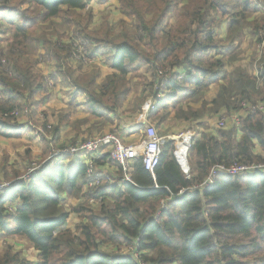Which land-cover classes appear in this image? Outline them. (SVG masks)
I'll list each match as a JSON object with an SVG mask.
<instances>
[{
    "label": "trees",
    "instance_id": "16d2710c",
    "mask_svg": "<svg viewBox=\"0 0 264 264\" xmlns=\"http://www.w3.org/2000/svg\"><path fill=\"white\" fill-rule=\"evenodd\" d=\"M90 1L0 0V136L19 137L24 126L3 113L34 106L46 90L48 78L35 70L40 56L54 59L60 82L83 93L90 114L103 121L116 116L142 83L145 94H156L154 85L166 72L167 84L157 88L162 98L148 112L159 125L173 109V118L203 126L204 117L240 112L242 102L256 104L264 95V46L257 49L256 69H250L252 57L250 65L234 63L238 39L250 37L254 47L264 43V0H118L121 18L95 27L93 10L86 9ZM175 11L179 15L171 20ZM56 20L67 25L69 35L57 26L52 33L36 32L41 23L61 26ZM75 34L86 40L89 58L110 68L102 80L99 70L72 66ZM32 44L39 48L34 58ZM54 73L50 78L56 79ZM211 86L217 91L207 100ZM140 103L139 96L135 108ZM63 121L61 116L52 126L54 135ZM173 149L171 140L162 145L153 174L141 157L134 158L131 180L123 183L117 181L120 167L101 156L96 165L113 169L115 178L88 187L84 160L70 156L0 191V234L23 237L38 253L30 262L6 245L0 264H264V170L219 173L213 184L199 187L214 165L264 162V111H241L238 127L196 131L188 178ZM69 196L101 198L95 208L82 203L73 210L81 220L75 230L66 228L70 212L62 202Z\"/></svg>",
    "mask_w": 264,
    "mask_h": 264
},
{
    "label": "rangeland",
    "instance_id": "374dc122",
    "mask_svg": "<svg viewBox=\"0 0 264 264\" xmlns=\"http://www.w3.org/2000/svg\"><path fill=\"white\" fill-rule=\"evenodd\" d=\"M21 1V0H19ZM108 1V0H107ZM100 2V1H98ZM106 2V1H105ZM104 3V2H103ZM25 5V4H24ZM22 6V5H21ZM98 6V5H97ZM94 7L95 9H93L97 15H103L101 18H103L101 21H103L104 19H107L108 21H113L114 19V15L113 13H118L119 12V3L118 0H109L107 2V5L105 6L104 10H100V8ZM182 5H179L178 8H180ZM25 8V7H24ZM92 10V9H91ZM98 11V12H97ZM85 12H89V9L86 10ZM6 14H8L6 12ZM178 11H175L172 15H171V20H176V17L178 16ZM121 17V14H120ZM119 17V18H120ZM100 19V17H99ZM61 20H56L55 22H58ZM62 25L60 26L59 23H55L53 24H48V23H41L39 28L37 29L36 32H38L39 30H41V28L46 29L47 32H54L53 27L57 26V28H61L60 31L61 32H65L67 35L70 34V30L67 28V25L64 22H60ZM73 34H71L72 36ZM74 37V36H73ZM250 37H243L241 40H237L234 44L239 47L236 48V59L240 60L242 62V64H246V62H249L247 59L250 58V56L253 59V65L251 66V68H257L260 65L261 62V55L259 54V58L255 60V54H256V49H262L263 47L261 45H258L254 47L253 49V45L250 44ZM37 45H31L30 47V53H31V57L34 58L37 56L38 52H39V48H36ZM246 50H249V52L247 53ZM238 51V54H237ZM252 51L254 52L252 55ZM251 52V53H250ZM46 59L43 57H38V62L40 63H46L45 62ZM52 61L55 64L54 59H52ZM52 62V63H53ZM51 63V64H52ZM50 64V65H51ZM72 64H78V63H73ZM50 65L46 64V67H49ZM52 66V65H51ZM88 67H95V64H90ZM50 68V67H49ZM46 69V68H45ZM102 73H100V76L102 75H106L107 73H109L111 70L108 68H103L100 67V70ZM144 69V68H143ZM48 70V69H46ZM37 72H40L39 70H36ZM145 71V69H144ZM77 74V73H75ZM136 79H134L135 81ZM63 83H58L56 86L52 83H48L47 87H46V92L43 93L44 96H49V99L46 100L45 103L40 104L41 106L39 107L38 105H32L30 106L29 104L26 105H22L21 108L18 110L19 114L17 116H7L10 118H14L16 120L22 118L23 122H25V124L29 125L30 129L26 130V134L24 135V137L20 138H13V137H7L5 138H1L0 137V169L2 171H4L5 173V177L2 176V172H0V184L6 182V180L11 179L13 176H16L15 174L18 175H22L24 176L25 174H27V172L29 170H31V172H36V170H38L43 164L50 162L51 164L53 163L51 161V159H49L52 151L54 149H61L64 148L66 146H70L72 144H75L76 142L79 141H83L89 138H95L98 137L99 135H103L106 133H115L116 135H118V131L114 128L111 127L109 124H106L107 121H103L93 115L90 114V111L88 110V108L84 105V97L83 96H78L77 98L80 99V102H82V104L80 103L79 105L76 104V101H69L70 100V95H66L63 93L62 89L64 85H62ZM144 85V83H142ZM130 85H133V81L130 82ZM129 97H130V105H133V107L131 109L135 108V103L136 100L138 99L136 96V94H134V92L129 93ZM132 95V97H131ZM212 97V93L211 94H206V98H208V100H210V98ZM127 99V98H126ZM126 99L123 101L122 105H126ZM72 100H76L75 96ZM83 108V111H79L78 108ZM25 108L27 109V111L25 112ZM127 106H125L123 108V112L125 111L127 114V116L130 115V113H128L127 111H130L131 109L127 108ZM121 109V108H120ZM33 110V111H32ZM42 111V112H40ZM43 111L45 113H43ZM66 111V112H65ZM147 111V107L145 105L144 107V114ZM42 113V115H41ZM68 114L69 116V126L72 125V128L74 129H68L65 130L60 136L61 138L59 139V142L56 141V139L51 138V131H52V126L54 124H50L52 122H55L58 118H60L61 116H63V114ZM118 114H116V116H114L113 114V118L115 117V122L114 124L117 125L119 122V118H120V113L121 112H117ZM170 115V114H169ZM169 115H167V121L163 122V125H159L155 120H152L151 123L154 125V128L157 130V133L161 136L163 135H167L170 134L172 136H178V135H186V132L188 130H192V126H198L196 125L195 121H188L191 122V125L189 126H180L179 130H184L181 132H175V127L181 123V120L175 119L172 116L170 117ZM124 115H122L123 117ZM45 120L47 122H50L48 125L47 123H42V121ZM218 117V116H217ZM217 117L214 115V118L212 117H204L205 120L207 121L206 123L209 126L210 129V125L212 123V126H216V121H217ZM174 124V125H173ZM113 125V124H111ZM170 126H174V128H170ZM117 127V126H116ZM194 127V126H193ZM80 129H84L86 128V132L82 133V130ZM72 130V131H71ZM78 131V133H76ZM117 132V133H116ZM174 132V133H171ZM76 133V135L74 136V134ZM183 133V134H181ZM82 134V135H81ZM44 136L45 139L48 141V149L46 150L45 147V143L42 140L41 136ZM81 135V136H79ZM74 136V137H73ZM121 138V137H120ZM124 139V137H122ZM121 138V139H122ZM122 141L124 142L125 140ZM124 143H127L126 141ZM68 158V157H65ZM188 159V158H187ZM64 160V158L62 159V161ZM68 159H66L67 161ZM109 160V159H108ZM54 165V164H53ZM98 166V165H96ZM6 167L8 168V170H6ZM101 167V166H99ZM4 168V169H3ZM101 168H106L104 167V165ZM108 168V167H107ZM105 170V169H104ZM17 172V173H15ZM105 174H110L113 175L115 177L114 172H108V171H104ZM32 174V175H33ZM31 175V176H32ZM102 181H100L101 183ZM99 183V184H100ZM3 185V184H2ZM89 187V186H88ZM86 190V188L84 187V191ZM5 191V190H4ZM86 204V206L90 207V208H95L96 204H91L89 202V199H85V198H81V199H76L73 197H67L63 200L62 205L64 206V208L69 211V215L67 218V223L68 226H66V228L69 229H74L75 230V226L78 224V222H80V217L78 216V213L73 211L75 210V208H78L80 206V204ZM6 245L11 246L12 251H16L19 252L21 256L25 257L26 260L30 261V262H36L38 260V253L37 250H35L31 244L29 242H27L23 237L20 236H10V235H4V234H0V251L4 249V247Z\"/></svg>",
    "mask_w": 264,
    "mask_h": 264
},
{
    "label": "built area",
    "instance_id": "2783aa9c",
    "mask_svg": "<svg viewBox=\"0 0 264 264\" xmlns=\"http://www.w3.org/2000/svg\"><path fill=\"white\" fill-rule=\"evenodd\" d=\"M88 6L86 7V9ZM86 40L74 35L72 39L71 47V61L73 63H82L85 66L90 64H95L96 62L88 57ZM181 74L176 77L181 78ZM169 76L166 73L158 78V84L154 85V91L156 94L150 95L148 103L146 105L147 113L152 110L158 99L162 98L160 89H157L158 86H164L167 84ZM20 108H13L9 111L3 113L4 116H17L19 114ZM264 111V95L257 101L256 104H246L245 102L241 103L240 112L227 113L222 111L216 115V127L222 128L229 125L235 127L239 126L241 111L247 113H255L256 111ZM25 112L27 109L25 108ZM27 128L30 129L29 125ZM173 141L174 149L173 155L179 161V165L184 172L186 178L189 177V164H188V150L190 147V140L187 139L185 142V147L183 150L179 149V143L184 141V137L181 135L172 136L159 135L157 130L154 128V125L150 120H145L144 124V137L138 143L128 144L124 143L122 139L115 133H106L99 135L95 138H89L83 141L76 142L70 146H66L61 149H54L49 157L52 162H60L64 157L75 156L84 160L86 166V181L89 187L96 186L100 181L104 180L106 182H112L115 178L113 175L105 174L104 169L96 166V159L101 156H107L108 159L112 160L120 167L121 176L117 179L119 183H123L131 180V170L133 167V159L141 157L142 164L145 169H147L151 174H153L154 168L157 166L160 155L162 153V145L166 141ZM254 170H264V162L256 163L252 165L246 164H233L231 166H225L223 164L214 165L207 177L203 180L199 187H207L214 183L217 175L219 173H227L231 175H240L244 172H252ZM112 173V172H111ZM33 172L29 170L24 176L18 175L14 178L6 180V182L0 184V191L8 190L9 188L17 185L21 182L27 181ZM182 189L181 191H183ZM101 201V198H96L95 196L89 198L91 204H97ZM162 209H166V205L162 202Z\"/></svg>",
    "mask_w": 264,
    "mask_h": 264
},
{
    "label": "crops",
    "instance_id": "0c3cea01",
    "mask_svg": "<svg viewBox=\"0 0 264 264\" xmlns=\"http://www.w3.org/2000/svg\"><path fill=\"white\" fill-rule=\"evenodd\" d=\"M109 1V0H108ZM108 1H106V2H98V0H91L90 1V3L88 4V8H91L92 10L93 9H95L94 7H96L97 5V8H100V10H104V8H105V6L107 5V2ZM111 1V0H110ZM263 8V10H264V7H262ZM98 12V11H97ZM104 15V14H103ZM103 15H97L96 14V12L93 10V26L95 27V26H97V25H99L100 23H101V20L103 19V18H101ZM113 15H114V18H116V19H114L113 20V22H117L118 20H119V17H120V14H118V13H113ZM261 15V14H260ZM99 17H100V19H99ZM121 18V17H120ZM110 21V20H109ZM225 35H226V22H224L223 24H222V26H221V28L219 29V31H218V37H221V38H224L225 37ZM251 39V38H250ZM250 44H252V42L250 41ZM261 46L263 47L264 46V43H262L261 44ZM254 47V46H253ZM239 49V48H238ZM254 49V48H253ZM246 52L248 53L249 52V50H246ZM251 53V52H250ZM252 53H253V51H252ZM256 58H255V60L256 59H258L259 58V50H257L256 49V54L254 55ZM250 58H251V56H250ZM250 58H248L247 60L249 61V62H246V65L249 63V65H250ZM53 61H52V59H48V60H46V63H40V62H38L37 64H36V66H35V70H39L40 69V72H38V73H40L42 76H44V78H48V83L50 82V83H52V84H54L55 86L58 84V83H61L60 82V80H61V78H60V76L59 75H56V71H57V66H56V62H55V64H54V62L52 63ZM72 62V61H71ZM254 62V61H253ZM52 63V64H51ZM235 64H242V62L240 61V60H236L235 62H234ZM46 64H48V65H50L49 67H46ZM243 65H245V63L243 64ZM72 66L74 67V68H76V64H72ZM100 67H103V68H108V69H110L109 67H108V65H106V63H102V62H96L95 63V67L94 68H92V67H88V66H85L84 68H83V70H91V69H96V70H99V73H102L101 71H103V69L102 70H100ZM48 69V70H46V69ZM250 69H251V67H250ZM77 71L78 70H76V73H77ZM183 71V70H182ZM55 72V73H54ZM141 72L143 73L144 72V76L145 77H148V75H150V74H148L146 71H144V69L142 68L141 69ZM54 73V75H55V77H56V79H53V78H50V74H53ZM108 74V73H107ZM100 75V74H99ZM104 76L105 75H102V76H99V78H98V81H100V80H102L103 78H104ZM151 76H153V74L151 75ZM48 85V84H47ZM62 85H64V84H62ZM143 86L144 85H142V87L141 88H138V91L137 92H134V94H136L137 96V98H139V96L140 97H142V103H140L139 105H138V107H136V108H134V109H131L132 107H133V105H130V97H129V95H127V99H126V105H123V106H121V107H119L118 108V110H117V112H121L120 113V118H119V122H118V124L117 125H115L114 124V122H115V117L113 118V115L112 114H110V118H111V120L110 121H107V123L106 124H109L111 127H114L117 131H118V136L119 137H124V139L123 140H125L128 144H135V143H138L140 140H142L143 139V137H144V124H145V120L147 119V120H150V118L148 117V113H147V115L146 114H144V107H145V105H147V103H148V100H149V96L150 95H147V94H145L142 90H143ZM47 87V86H46ZM63 88L64 89H62V91H63V93L64 94H66V95H70V102L71 101H76V104L77 105H79L80 103L82 104V102H80V99H78L77 97L80 95V96H83L84 97V102H85V99H86V97H85V95L83 94V93H81V92H78V93H74L73 91H72V87H71V85H64L63 86ZM216 91H217V86H211L210 88H209V90H207L206 92H205V95H204V98L205 99H207L208 100V98H206V94H211L212 93V97L210 98V100L215 96V94H216ZM46 91L44 90V91H41V92H39L38 93V95L35 97V100H36V105H38L39 107L41 106L40 104H43V103H45L46 102V100H48L49 99V96H44V94L43 93H45ZM130 93H132V91L130 92ZM163 93H164V95H166V93H168L166 90H163ZM74 96H75V99L76 100H72L73 98H74ZM131 97H132V95H131ZM34 104V105H35ZM187 104V103H186ZM24 105H26V104H24ZM35 105V106H36ZM185 105V104H184ZM194 106H197L198 104L196 103V104H193ZM125 106H127V108H129V109H131L130 111H127L128 113H130V115L129 116H127L126 114V112L124 111L123 112V108L125 107ZM121 108V109H120ZM126 108V109H127ZM78 110L79 111H83V108H78ZM173 110V109H172ZM170 111V117L174 114V112L173 111ZM33 111V110H32ZM40 112H42V111H40ZM66 112V111H65ZM43 113H45L44 111H43ZM118 114V113H117ZM41 115H42V113H41ZM122 115H124L123 117H122ZM217 115V114H216ZM215 115V116H216ZM43 116V115H42ZM63 116H64V123L63 124H61V126H60V130H59V132L58 133H56L55 135L53 134V132L51 131V138H53V139H56V141L57 142H59V139L61 138V134L65 131V130H68V129H73L72 128V125L71 126H69V116H68V114H63ZM44 118V120L42 121V123L44 124V123H47V125L50 123V122H47L46 120H45V117H43ZM212 118H214V116H212ZM23 119L22 118H20V119H18L17 120V123H18V125H20V126H24V128H23V130H21V135L19 136L20 138H22V137H24V135L26 134V130L28 129L27 128V124H25V122H23L22 121ZM58 120H59V118L55 121V122H52V123H50V124H56L57 122H58ZM201 120V119H200ZM150 121H152V120H150ZM156 121V120H155ZM167 121V118H166V120L164 121V122H166ZM204 122H203V126L202 125H200L199 127L198 126H195V125H193L192 126V130H188L187 132H186V136H187V139H189L190 140V142H191V139H192V137L196 134V131H198V130H202V128H204V126H207L208 128H209V126H208V124L206 123L207 121L205 120V118H204V120H203ZM153 122V121H152ZM157 122V121H156ZM111 124H113V125H111ZM174 125V124H173ZM189 125H191V122H188V121H182L181 123H179L176 127H175V132H181V131H184V130H180V131H178L179 130V127L180 126H189ZM196 125H197V123H196ZM117 126V127H116ZM213 127H216V126H212V123H211V125H210V129L211 128H213ZM170 128H174V126H170ZM86 128H84L83 130L82 129H80L79 128V130H82V133L83 132H86V130H85ZM74 130V129H73ZM72 131V130H71ZM76 133H78V131L76 132ZM76 133L74 134V136L76 135ZM171 133H174V132H171ZM181 134H183V133H181ZM82 135V134H81ZM81 135H79V136H81ZM73 136V137H74ZM1 138H5L6 139V137H2V136H0ZM13 138H18V137H13ZM124 141V142H125ZM102 167V166H101ZM104 167H106V168H103V169H105L106 171H108V172H113V169H110L109 167L107 168V166L106 165H104ZM6 170H8V168L6 167ZM104 170V171H105ZM9 171V170H8ZM0 172H2V174H3V172L4 171H2L1 169H0ZM66 226H68V223H66Z\"/></svg>",
    "mask_w": 264,
    "mask_h": 264
},
{
    "label": "bare ground",
    "instance_id": "6f19581e",
    "mask_svg": "<svg viewBox=\"0 0 264 264\" xmlns=\"http://www.w3.org/2000/svg\"><path fill=\"white\" fill-rule=\"evenodd\" d=\"M183 137H184V141L179 143V149L180 150H183V148L185 147V142L187 141V136L183 135Z\"/></svg>",
    "mask_w": 264,
    "mask_h": 264
},
{
    "label": "water",
    "instance_id": "95a60500",
    "mask_svg": "<svg viewBox=\"0 0 264 264\" xmlns=\"http://www.w3.org/2000/svg\"><path fill=\"white\" fill-rule=\"evenodd\" d=\"M176 159V158H175ZM177 163L179 164V161L176 159Z\"/></svg>",
    "mask_w": 264,
    "mask_h": 264
}]
</instances>
